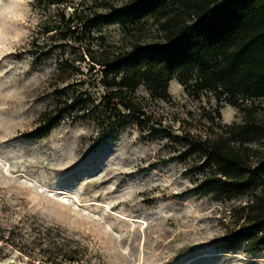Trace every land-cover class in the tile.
<instances>
[{
  "label": "rangeland",
  "instance_id": "1",
  "mask_svg": "<svg viewBox=\"0 0 264 264\" xmlns=\"http://www.w3.org/2000/svg\"><path fill=\"white\" fill-rule=\"evenodd\" d=\"M100 2L72 0L66 13L78 4L79 10L102 9ZM42 17L33 0H0V264H264V248L224 247L234 222L230 211L249 196L225 200L195 189L201 158L188 141L246 118L225 95L204 90L195 96L175 77L164 99L141 85L137 95L171 137L129 118L110 132L91 115L74 118V112L44 138L30 136L43 127L41 113L72 89L96 97L104 92L98 65L89 70L87 49L97 55L159 35L154 18L129 32L117 22L93 29L83 47L65 44L66 55L84 60L75 62L82 73L63 82L54 57L40 52L47 36L32 43ZM80 80L86 83L75 84ZM254 102L260 106L254 117L264 122V98ZM70 250L77 262L62 256Z\"/></svg>",
  "mask_w": 264,
  "mask_h": 264
},
{
  "label": "trees",
  "instance_id": "2",
  "mask_svg": "<svg viewBox=\"0 0 264 264\" xmlns=\"http://www.w3.org/2000/svg\"><path fill=\"white\" fill-rule=\"evenodd\" d=\"M101 1L102 9L79 10L78 4L67 14L72 0H33L43 17L32 43L38 35L47 36L40 52L54 57L61 81L82 73L75 62L84 60L66 55L65 44L83 47V36L104 24L117 22L129 32L154 18L158 39L135 42L129 48L102 49L97 55L87 49L89 70L98 65V83L104 92L96 97L89 89H72L52 110L41 113L43 127L30 136L44 138L65 113L74 112V118L91 115L110 132L129 118L151 134L171 137L162 120L137 95L141 85L150 97L164 99L175 77L195 96L204 90L225 95L246 118L188 141V148L201 158L202 176L195 189L225 200L248 195L246 202L230 211L234 222L223 237L224 247L264 248V149L253 145H264V122L254 117L260 108L254 99L264 98V0ZM47 39L57 44L48 45ZM214 112L220 115L218 109ZM72 252L62 256L77 262L79 256Z\"/></svg>",
  "mask_w": 264,
  "mask_h": 264
}]
</instances>
